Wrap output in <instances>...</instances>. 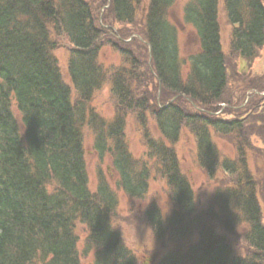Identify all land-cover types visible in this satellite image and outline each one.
Segmentation results:
<instances>
[{"label":"trees","instance_id":"trees-1","mask_svg":"<svg viewBox=\"0 0 264 264\" xmlns=\"http://www.w3.org/2000/svg\"><path fill=\"white\" fill-rule=\"evenodd\" d=\"M174 1L98 0L95 7L89 0H0V264H80L75 223L87 228L81 254L93 251V264H135L112 227L116 192L144 199L153 169L165 181L172 204L166 219L155 203L145 209L154 238L161 243L194 240L157 264H264L257 197L264 195V112L232 117L223 101L228 69L218 0L185 2L183 24L194 30L199 47L186 60L179 57L177 31L168 21ZM223 4L233 26L230 53L250 63L264 45L263 1ZM101 10L110 11L116 23L137 25L140 38L103 40L109 30L98 21L104 17L103 12L99 17ZM59 39L69 46L68 84L52 55ZM106 46L118 55L119 65L100 63ZM105 86L110 118L90 104ZM257 91L249 98H258L256 105L264 89ZM162 96L176 99L166 103ZM180 99L201 111L186 112ZM250 100L242 107L248 113L255 109ZM220 110L230 118L221 117ZM128 119L145 147L144 162L127 148ZM84 129L90 131L99 162L110 158L114 190L100 169L95 192L88 189ZM182 129L193 136L195 161L206 176L214 179L220 171L229 178L214 186L201 211L173 148ZM211 133L234 140L233 160L219 157ZM250 137L258 140L253 143ZM252 157L259 164L257 177L248 167ZM241 225L247 228L244 257L229 241Z\"/></svg>","mask_w":264,"mask_h":264},{"label":"rangeland","instance_id":"rangeland-1","mask_svg":"<svg viewBox=\"0 0 264 264\" xmlns=\"http://www.w3.org/2000/svg\"><path fill=\"white\" fill-rule=\"evenodd\" d=\"M89 1L92 3L94 1L95 5L93 6L97 7L96 5L98 0ZM186 1L187 0H175L167 13L168 21L175 27L177 31L179 57L183 60H186L190 55L197 53L199 50L198 40L194 30L191 27L183 24L182 9ZM262 1L264 5V0ZM144 6L145 4L143 3V7ZM102 12L103 10L99 12L100 16L99 14L97 16L101 17V15L104 14V17L98 18V21L100 19L101 24L104 25L103 28L109 30V34L105 33L103 40L117 41L118 38H122V41H130L132 38H140L137 33L141 32V29L137 25L126 26L116 23L113 21L110 11H105L103 14ZM218 22L220 27L221 48L222 52L225 53L228 69L227 90H225V93L223 94V101L224 103H227V109L230 111L232 117H240L244 114H249V116H258L264 112V95L260 96L261 101L257 105L256 103L259 101L258 98L256 101L249 99L250 103L254 102L253 106L255 107V109L250 113L243 110L242 105L246 101L247 96L250 97L253 92H258L257 90L262 91V89H264V81L261 79H264V45L258 51L256 58H254L250 63L237 58L236 55L232 56V53H230L231 51L229 49V44L233 26L226 19L223 0H218ZM127 36L130 38L126 39ZM58 43V48L52 52V55L57 60L62 80L68 84L66 65L69 46L67 45L65 39H59ZM131 49L134 50V47L132 46ZM99 61L105 66H116L120 63L118 55L113 53L109 46H106L100 50ZM187 70L188 67L185 65L182 68L183 79L185 78ZM70 88L72 93L71 99L74 101L75 94L72 87ZM98 93L90 103L91 107L102 117L110 118L113 111L112 104L110 102L109 87L105 86L102 92L99 94ZM162 99H165L166 103H169V101L171 102V100L176 99V97L162 96ZM178 103L186 112L189 111V113H198V111H201V109L195 104L192 103L191 106L189 103L184 102L183 99L178 100ZM258 105L259 108L257 107ZM12 108L13 110L15 109L14 106ZM14 115L19 122V116L16 110H14ZM231 115L225 114L224 110V113L222 112L220 116L224 118H230ZM262 117L264 118V115H262ZM125 138L127 142V148L132 157L135 160H143V162L146 161V157H144L145 147L143 146L141 137L136 131V127L131 119H128L126 123ZM211 138L219 154V157L222 160H233L235 158L236 152L234 148V140H232L231 137H222L211 133ZM250 140L255 143L258 139L250 137ZM83 148L85 153L84 159L86 164L85 168L88 178L89 191L91 193L95 192L98 169L102 170V172L106 175L109 186L114 190L116 177L110 168V158L109 156H105L103 161L99 162L97 156L92 151V136L88 129L83 130ZM173 148L178 159L180 172L189 182L193 192L195 208L197 211H201L206 207L207 202L210 200L214 186L221 181L229 182V178L219 171L214 179H210L206 176L205 172L198 167L195 161V140L186 129L181 130L179 140L173 146ZM254 162L253 157L252 159H249L248 167L253 175L257 177V174L255 173V165L258 163L254 164ZM152 164V162H148V165L151 166ZM261 164L263 165L261 168L264 171V162H261ZM257 195L258 204L261 210V218L262 222L264 223V195ZM116 196L118 205L115 215L112 218V227L120 237L124 248L130 253L131 256L134 257L135 264H157L167 253L181 252V249H183L184 246H186L189 242L194 241L185 240L176 243L170 241L161 243L154 238L153 233L144 218L145 209L150 203H155V205L161 211L162 217L164 219H166L172 211V204L169 199L165 181L155 173V169H153L151 173L148 192L144 199H130L120 191L116 192ZM246 230V226L241 225L237 227V230L229 236V241L234 244V250L236 254L241 257L245 256L244 250L246 245L244 243V233ZM74 233L78 240L77 252L79 255V263L93 264V251H91L86 256L81 254L83 245L88 235L87 228L82 224L75 223Z\"/></svg>","mask_w":264,"mask_h":264}]
</instances>
